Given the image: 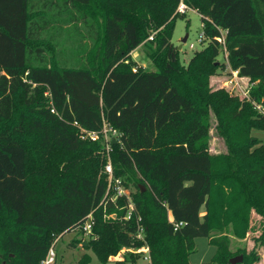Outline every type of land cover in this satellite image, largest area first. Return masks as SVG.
Here are the masks:
<instances>
[{
	"label": "trees",
	"instance_id": "trees-1",
	"mask_svg": "<svg viewBox=\"0 0 264 264\" xmlns=\"http://www.w3.org/2000/svg\"><path fill=\"white\" fill-rule=\"evenodd\" d=\"M32 1L0 0V264H42L71 231L77 248L90 213L98 238L90 236L87 249L101 264L122 247L144 246L151 264H191L196 238L216 248L211 263L230 264L229 228L244 239L252 213L264 218V142L249 136L253 128L264 132V120H254L247 99L235 103L210 90L208 63L225 31L229 63L259 81L252 95L264 103V0H184L212 40L185 68L171 43L180 0H64L69 13L90 10L78 19L93 33L90 62L80 69L32 65V44L50 29ZM162 27L160 61L152 60L158 71L135 69L131 52ZM211 109L236 115L239 132L219 157L209 151ZM104 122L121 134L110 157L114 178L135 189L131 219L125 197L106 195L103 142L82 140L75 126L99 132ZM173 222L182 225L175 230ZM139 226L145 240L137 239ZM241 254V264L260 260L254 250ZM91 262L84 254L75 264Z\"/></svg>",
	"mask_w": 264,
	"mask_h": 264
},
{
	"label": "rangeland",
	"instance_id": "rangeland-1",
	"mask_svg": "<svg viewBox=\"0 0 264 264\" xmlns=\"http://www.w3.org/2000/svg\"><path fill=\"white\" fill-rule=\"evenodd\" d=\"M182 1L187 6L184 0H180L176 12L173 15V18L176 15L177 17L171 43L178 48L179 62L185 68L189 65L194 54L208 48L212 40L205 34L201 16L197 11L189 7L184 13L178 11ZM32 4L33 10L38 12V16L41 19L49 20L50 25V29L42 36H39L37 41L32 44V50H38L31 57L32 65L50 69L86 68L90 62L87 59V55L92 46L91 38L93 33L87 30L85 25L78 21V19L82 18L83 12L90 14V10H76L77 12L69 13L64 8V0H33ZM162 30L163 27L157 31L151 30L152 32L150 31L149 38L131 52L130 62L135 69L152 72L158 71V68L153 64L152 60L156 58L157 61H160L161 53L156 44V36ZM221 34L222 38H224L225 32ZM186 36L187 39L184 41ZM208 64H214L212 74L208 78L210 90L212 92L224 91L235 103L238 100L244 102L247 99L257 112V114L252 112L254 120H264V114L257 108V105L263 108L262 100L255 99L252 95L259 81L247 77H235L233 75L235 70L226 58V53L222 45L219 49V55L210 59ZM201 68L204 73L208 70L204 67ZM21 98L22 96L20 95L17 99L18 106L21 105ZM43 99L48 101V93L43 95ZM241 108V106L235 105L233 112L235 111L238 114L242 112ZM235 116L234 114L221 113L219 110L216 113L213 109L210 110L208 145L212 156L219 157L228 153L230 137L235 134L238 135L239 133L234 127L237 123L233 119ZM243 117L248 118L247 115H243ZM252 123L255 124V122ZM249 136L251 138H261L264 142V132L260 129H251ZM28 138L31 137L28 135ZM102 173L103 171L99 172V177L102 176ZM130 190L135 191L132 187ZM202 212L204 213V211ZM260 223L264 225V218L253 212L251 216V229L244 239H239L234 236L232 227L229 228L230 250L235 256L242 255L243 258L244 255L241 254L242 252L247 254L254 250L259 255L260 260L255 261L253 264H264V241L261 243V240H259V237L264 233V229L259 225ZM77 235L78 233L76 231H71L63 234L58 240L56 252L59 259L63 260V263L75 264L84 254H89L92 260L91 264H101L92 250L87 249V244H89L88 242L92 236L83 238L84 243L80 244L77 248L70 246L71 241ZM97 238L98 235L93 234L92 239L97 240ZM195 243L196 252L191 255L190 263L213 264L211 263V259L216 253V248L208 243L207 238H196ZM134 251L132 247H122L119 252L122 253L123 259L128 261L129 264H146L143 259L145 253H140L141 256ZM119 252L110 255L103 264H112L111 258L117 256Z\"/></svg>",
	"mask_w": 264,
	"mask_h": 264
},
{
	"label": "built area",
	"instance_id": "built-area-1",
	"mask_svg": "<svg viewBox=\"0 0 264 264\" xmlns=\"http://www.w3.org/2000/svg\"><path fill=\"white\" fill-rule=\"evenodd\" d=\"M188 9V6H186L183 1L181 5L179 6L178 11L181 13L186 12ZM225 32V31H222ZM226 36V32H225ZM218 42L223 46L225 53H226V58L228 57L227 54V49L225 47V37L222 38V35L218 38H216ZM233 75L235 77H238V71H234ZM257 105V104H256ZM263 108H260V106L257 105V108L260 109V112L264 114V103H262ZM53 113L55 112L54 109L51 110ZM75 126L79 129L80 137L84 141H91V142H98L102 141L104 144L105 152H106V159L107 163L105 165V173L108 175V189H107V194L108 195L111 191L114 192V198L116 199L118 197H125L127 202H128V209L126 213V219H131L133 212L135 211V205L132 199V191L130 188L125 187L123 181L121 179H115L114 178V173H113V166H112V161L110 157V152H111V143L112 142H117L121 134L116 130L113 129L109 124L106 122L103 123V128L99 132H89L85 130L83 127L79 126L77 123H75ZM116 215H110V218H115ZM140 218L138 217L137 221L139 222ZM172 221V220H171ZM174 223V222H173ZM94 221H93V215L90 213L84 220L83 224L78 228V230L83 231L85 234V237H90L92 234V227H93ZM182 223H174V228L175 230L178 229L179 226H181ZM143 228L139 226L138 232H137V239L139 240H145L144 239V234H143ZM62 237H58L50 247L46 257L42 261V264H67V263H61L59 260V257L56 252V245L58 240ZM134 252L136 254L140 253H145L143 259L145 260L146 264H151V257L149 254V248L147 246H144L140 249H135ZM124 260L122 257V253L119 252L117 256H114L111 258V261H122Z\"/></svg>",
	"mask_w": 264,
	"mask_h": 264
},
{
	"label": "water",
	"instance_id": "water-1",
	"mask_svg": "<svg viewBox=\"0 0 264 264\" xmlns=\"http://www.w3.org/2000/svg\"><path fill=\"white\" fill-rule=\"evenodd\" d=\"M187 39V36L186 38L184 39V41H186ZM181 49V48H179ZM244 258L242 255H239V256H236V257H233L230 259V264H241L243 262Z\"/></svg>",
	"mask_w": 264,
	"mask_h": 264
},
{
	"label": "crops",
	"instance_id": "crops-1",
	"mask_svg": "<svg viewBox=\"0 0 264 264\" xmlns=\"http://www.w3.org/2000/svg\"><path fill=\"white\" fill-rule=\"evenodd\" d=\"M202 211H204V209H203ZM202 213H203V212H202ZM59 260H60L61 263H63V260H61V259H59Z\"/></svg>",
	"mask_w": 264,
	"mask_h": 264
}]
</instances>
